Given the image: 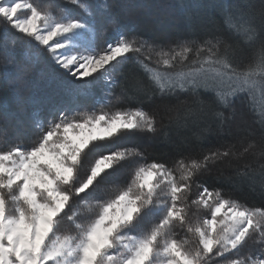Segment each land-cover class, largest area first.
<instances>
[{
	"label": "snow or ice",
	"instance_id": "6c2138e0",
	"mask_svg": "<svg viewBox=\"0 0 264 264\" xmlns=\"http://www.w3.org/2000/svg\"><path fill=\"white\" fill-rule=\"evenodd\" d=\"M97 6L103 8L101 20L95 19L88 5H81L91 18L81 22L67 17L57 20L33 3L11 0L0 6V18L47 47L56 64L71 74L70 81L55 80L65 91L86 94L99 79L93 74L116 71L135 56L148 76V82L141 84L145 98L152 99L148 95L152 83L162 96L178 86L192 93L193 104L211 112L220 135L225 125L235 123L236 132L243 130L247 136L240 140L239 149L237 143H230L200 159H180L174 169L157 162L140 164L126 188L103 199L110 178L124 175L125 165L135 164L142 156L135 149H103L137 131L155 132V117L137 109L77 121L61 112L59 122L42 129L39 139L0 151V264H211L215 257L240 253L250 242L264 245V209L243 206L197 183L198 175L217 162L245 155L264 157V9L258 26L247 9H223L225 24L241 33L245 42L258 46V56L242 65L245 52L211 35L210 22L197 25L187 18L167 31L151 30L148 39L143 38L147 28L129 39L131 26L121 19L125 5L113 0ZM21 10H25L23 18ZM105 22L119 39L97 53L92 43ZM85 32L91 34L84 41L86 54H67L68 46L82 40ZM193 53L191 65L178 78L160 70L183 65ZM238 98H246L254 112L259 109L258 129L247 126L245 113L236 107ZM237 111L239 121L234 120ZM260 169L264 174V164ZM194 186L203 187L195 199ZM86 198L98 201L94 216H78L74 211L75 201ZM201 207L211 218L193 225L189 214ZM65 221L74 226L75 236L61 234ZM177 228L191 234L192 250L175 239ZM224 264H264V248L259 258H226Z\"/></svg>",
	"mask_w": 264,
	"mask_h": 264
},
{
	"label": "trees",
	"instance_id": "16d2710c",
	"mask_svg": "<svg viewBox=\"0 0 264 264\" xmlns=\"http://www.w3.org/2000/svg\"><path fill=\"white\" fill-rule=\"evenodd\" d=\"M25 1L51 13L57 20L67 17L81 22H88L91 19L81 5H88L95 19L100 21L103 8L97 5L113 2L80 0L79 4H73L72 0ZM120 2L125 5L126 13L121 17L122 22L131 26L127 35L129 39L145 28L148 32L143 38L148 39L153 29L157 32L167 31L183 25L187 18H191L197 25L210 22L207 31L211 35L219 36L227 43L242 49L245 52L242 65L251 63L252 59L258 56L257 45L245 42L241 33L225 24L223 9L225 6L230 7L232 11L247 9L255 15L254 23L258 26L259 13L264 9V0H120ZM99 33L92 43V48L97 53H102L107 43H114L119 39V36L114 37L111 24L107 22ZM90 35L85 32L82 41L70 49L71 54H86L84 41H87ZM194 55L193 53L183 65L178 64L176 68L161 67L160 70L169 75L187 71ZM152 66L156 67L154 63ZM100 73L93 74L99 75V79L86 94H73L57 87L55 83L57 78L70 81L71 74L56 64L46 46L12 29L3 18H0V151L21 141L30 144L39 139L42 129L46 131L53 122H59L61 112L70 119L82 121L87 116H110L116 112L144 110L155 117V132L137 131L103 149L107 152L129 148L142 153V156L136 158L135 164L125 165L124 175H113L110 178L107 194L103 197L108 199L127 187L134 168L140 164L157 162L174 169L180 159L185 161L200 159L209 150L227 147L230 143H237L239 149L240 140L247 136L243 130L237 133L236 125L230 123L224 126V134L220 135L218 122L212 117L211 112L207 108L201 109L193 104L192 93L182 91L178 86L174 92L162 96L159 86L152 83L148 91L152 99L145 98L141 84L148 82V76L137 63L135 56L119 65L116 71L103 74V70H100ZM113 80L118 83L113 84ZM202 95L205 99L210 98L208 93ZM17 96L20 98L19 102ZM236 107L245 113L246 121L254 125L251 128H259L257 123L259 116L256 114L258 108L256 112L251 110L246 98H238ZM216 110L224 111L226 116L229 114L227 110L221 108ZM208 127H211V133L204 131ZM261 164H264V157L245 155L239 159L229 158L212 165L210 170L201 172L197 183L207 187L209 192H219L223 198L236 201L243 206L264 209V174L260 169ZM203 187L199 189L193 187V199L203 191ZM213 198L215 197H209V200ZM97 204V199L86 198L83 201H75L73 208L78 216H94L99 210ZM189 215L193 225L211 217L210 212L203 207L193 209ZM61 234L75 236L77 233L74 226L65 221ZM173 235L175 239L183 242L185 249L194 248L192 236L185 229L177 228ZM262 248L264 245L250 242L240 253L215 257L211 264H224L226 258L256 259L261 256Z\"/></svg>",
	"mask_w": 264,
	"mask_h": 264
},
{
	"label": "rangeland",
	"instance_id": "374dc122",
	"mask_svg": "<svg viewBox=\"0 0 264 264\" xmlns=\"http://www.w3.org/2000/svg\"><path fill=\"white\" fill-rule=\"evenodd\" d=\"M9 2H11V0H0V6H5L6 5V3H9ZM21 2H26L25 0H21ZM22 11V17L21 18H23V13H24V11L25 10H21ZM27 14H29L30 15V12H28ZM55 39V38H54ZM80 41H82V40H77V41H74L71 45H69L68 46V49H67V54H69V55H77V54H74V53H72L71 54V52H70V49L74 46V45H76V44H78V43H80ZM50 43H52V42H50ZM59 51H65V50H59ZM173 76V78H178V74H176V75H172ZM124 112H133V111H124ZM237 114H235V117H234V120L235 121H239V119H240V113L239 112H236ZM239 114V115H238ZM237 115V116H236ZM246 123L250 126V127H254V125L253 124H250L249 122H247L246 121ZM234 124V126H235V123H230V125H233ZM233 128H235V127H233ZM152 141H155V140H152ZM152 141H150V142H152ZM253 185H255L254 183H252ZM211 218V217H210ZM209 218V219H210ZM160 259H164L163 257H161Z\"/></svg>",
	"mask_w": 264,
	"mask_h": 264
}]
</instances>
